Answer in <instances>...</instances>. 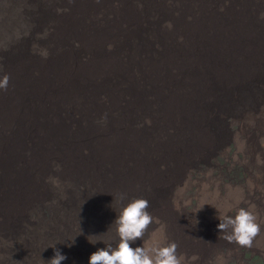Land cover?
<instances>
[{"label": "bare ground", "instance_id": "1", "mask_svg": "<svg viewBox=\"0 0 264 264\" xmlns=\"http://www.w3.org/2000/svg\"><path fill=\"white\" fill-rule=\"evenodd\" d=\"M4 1L0 79H9L0 89V264H48L56 249L66 256L61 264H88L89 248L104 244L86 242L87 235L115 246L109 226L116 212L139 195L153 206L154 196L162 202L160 178L174 186L179 206L187 167L219 143L205 124L213 105L257 130L255 168L264 187V0ZM223 50L228 56L215 58ZM28 66L39 75L28 77ZM213 79L236 91L235 104L215 92ZM238 150L251 152L244 142ZM206 189L200 186L201 202ZM105 190L124 200L95 204ZM213 195L202 213L207 222L243 200L219 201L217 185ZM65 206L77 227L63 224ZM43 208L50 222L38 213ZM188 223H178L181 235L165 226L185 257L189 237L201 238ZM256 242L264 251V240Z\"/></svg>", "mask_w": 264, "mask_h": 264}, {"label": "rangeland", "instance_id": "2", "mask_svg": "<svg viewBox=\"0 0 264 264\" xmlns=\"http://www.w3.org/2000/svg\"><path fill=\"white\" fill-rule=\"evenodd\" d=\"M4 5L5 1L0 0V8L2 11L4 10ZM242 36H240L238 39H240ZM246 40L248 42L249 37L244 36L243 42H246ZM230 42L235 44L236 40ZM221 50L222 49L219 47V53ZM218 56L221 57V60L224 59L225 50H223L221 54L215 56V58ZM227 56L228 54L226 53V57ZM30 69H32L31 66H28L26 69V72L28 71V77L32 78L33 75H39ZM215 80L216 79H213L215 92H220L225 97V102L228 101L231 104H235L237 101L236 91L232 90L230 87H225L227 85L216 83ZM204 117L206 118L205 124L207 131L214 136L216 134L218 136L217 139L219 143L217 142L214 152L210 154H204L200 158H196L193 166L190 165V167H187L184 175L186 178L188 177L190 181L188 186L184 189L183 195L180 197L181 202L179 203V206L173 197L176 190L174 186L170 185V182L164 178L157 179L159 183H157L155 188L158 192L163 194L164 199L162 202H160L157 196H154L153 206L151 200L148 198L147 200L149 201L150 205L148 211L154 218H160L159 221L164 226L175 230L176 232L173 231L174 235L182 234L181 230L183 227L178 224L179 222H189L188 226L192 228L194 233L201 238L200 241H196L193 237H189V243L188 241H185L188 243L189 251L191 249L189 256V251L187 252V257L196 255L199 258L200 250L208 249V251H210V253L206 252V255L203 258L197 259V264H218V259L215 257V253L211 252V247L213 245H217L216 248L219 251L220 256L223 258L225 264H264V251L261 249V247L256 245V241L264 240V238L261 236L262 232L254 239L253 246L251 248L241 247L226 240L224 238V233H219L217 229L219 220L207 222L205 219L206 216L202 214L203 212L207 213L210 204H213L215 201V196L213 194L217 185L219 201H221L222 198L226 196H228L232 202L236 201L238 196L243 199L232 206L233 210L229 212L228 215H234L237 207L248 208L250 205H253L255 214L258 217V222H264V187L262 183L263 181L260 182V178L262 179V177L255 168L256 152L253 150L258 144V137H255L254 135L257 133V130L253 128L247 129L243 120L239 121L236 120L232 115H225L224 112L218 107V104L213 105L211 111L208 112L207 116L204 115ZM217 124L219 125L217 126ZM241 142H244L251 149L249 154L246 155L239 152L238 148ZM147 150L149 149H146V151ZM202 184L207 185V189L205 190L207 196L203 202L200 200L202 195L200 192V186ZM109 190L110 189H107L108 192ZM243 194L244 196H242ZM111 196L118 200L122 194L112 190L109 195L105 190L103 191V194L100 193L97 199H95V204H101L105 202L108 204L112 200ZM139 198H143V196L139 195ZM69 207L65 206L67 218L62 219V221L65 226L75 228L77 226L73 225L74 223H70V217H73V215H71V207ZM160 211L162 213H160ZM199 212L200 218L198 215ZM38 213H40L42 216L41 218L47 222H50L52 219V213L47 208L41 209ZM97 214L99 216L101 215L100 213ZM32 216L35 218V215ZM161 217L163 219H161ZM25 218L27 219V217ZM28 219L31 220V217L29 216ZM170 221L173 223L172 225ZM23 225L24 223L17 224L15 229H20ZM157 227H159V225L153 223L149 231L151 232ZM261 228H263V226ZM88 236H90V234L87 235V237ZM90 247H92V245H90ZM218 247H220V249H218ZM97 249L99 248L96 246L89 248L87 257Z\"/></svg>", "mask_w": 264, "mask_h": 264}, {"label": "clouds", "instance_id": "3", "mask_svg": "<svg viewBox=\"0 0 264 264\" xmlns=\"http://www.w3.org/2000/svg\"><path fill=\"white\" fill-rule=\"evenodd\" d=\"M8 79L7 75L0 79V89L6 90ZM259 162L261 161L258 160ZM120 199L123 201L124 196ZM149 207L148 200L138 198L123 204L119 212L115 211L116 218L109 226H114L118 239L115 246L110 240L89 239L92 236H88L90 244H104L103 248L97 249L89 256L88 264H192L196 261V255L185 257L184 254L177 253V244L168 241L165 226L149 213ZM232 210V207H229L223 214L218 215L217 229L219 233H224V238L229 242L251 248L254 239L261 233V224L258 222L254 206L237 207L234 215H228ZM153 223L159 227L150 232ZM136 240H142V246L132 247L131 244ZM65 259L66 256L56 249L48 264H61ZM218 264H225L222 257L218 258Z\"/></svg>", "mask_w": 264, "mask_h": 264}]
</instances>
